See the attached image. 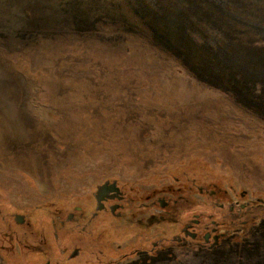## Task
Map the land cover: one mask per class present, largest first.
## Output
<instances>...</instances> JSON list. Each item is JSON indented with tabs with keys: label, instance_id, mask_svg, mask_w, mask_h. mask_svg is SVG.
Wrapping results in <instances>:
<instances>
[{
	"label": "rangeland",
	"instance_id": "obj_1",
	"mask_svg": "<svg viewBox=\"0 0 264 264\" xmlns=\"http://www.w3.org/2000/svg\"><path fill=\"white\" fill-rule=\"evenodd\" d=\"M110 179L122 216L56 239ZM257 201L264 0H0V264H264Z\"/></svg>",
	"mask_w": 264,
	"mask_h": 264
},
{
	"label": "flooded vegetation",
	"instance_id": "obj_2",
	"mask_svg": "<svg viewBox=\"0 0 264 264\" xmlns=\"http://www.w3.org/2000/svg\"><path fill=\"white\" fill-rule=\"evenodd\" d=\"M106 181H108V185H110L113 181H115V187H117L118 190L108 189L101 194H97V189H96V194L98 197H100V201L99 202L97 201L96 194H94V200L96 202V211L94 210L91 212V215H90L91 219L89 217H88V219H85V215H84L85 210H83L82 207H79L78 209H76L77 211H74L75 213L70 212L64 216H62L61 214H59L57 212L59 210H61L63 207H65V210H66V206H61L60 208L55 209L54 216H56L57 219L59 218L58 222L55 226L56 232L53 233L56 239H58V237H60V240L61 239L66 240V237L68 238L69 235L71 236L72 234H74V232L77 229H79L82 232V234H79L80 235L79 237H82V239H86V238H88V236L93 235L92 230H95L94 226H95V223L97 222L98 218H101V217L103 218L105 214H109V215H111L113 217H117V218H120L122 216V214H123L122 212H124V210L126 209V206L128 204L126 201V195L123 194L122 188L116 180L110 179V180H106ZM106 181H104V182H106ZM156 204H157V202H153L152 206L153 205L155 206ZM158 204H159L158 206H161L160 203H158ZM98 206H99V208L97 209ZM160 210H165V205L161 206ZM9 217H11V216H8L7 218H5L7 221L3 222V225H5L6 228L10 229L11 231H14L15 229H13V227L10 226L13 224L9 222ZM11 219L15 222H18L16 217L12 216ZM19 219L21 220L22 218H19ZM161 219H164V218L161 217ZM53 220L55 221V219H53ZM209 221H211V220H209ZM186 225L187 226L184 227V230L182 232V236H185L188 238L198 237L200 230L204 229V232L202 233V242H203L202 245H204V246L206 245V246L212 247V244L216 243V241H219V239L223 235L220 233V231L216 230L218 228L217 223H213L211 225V228L208 229V226L206 225V223L204 221H202V219H199V218L198 219L194 218L190 224H186ZM87 226H88V230H87ZM85 231L88 232L87 233L88 235L84 233ZM187 233H191V234H193V236H190ZM179 239H180V237L178 234L177 236H175L173 238V241H176L179 243ZM25 248L27 250H30V251H37L38 250V252H41L39 245L36 246L35 244H28V245L26 244ZM66 250H68V249H66ZM66 250H63V252L65 253ZM75 253H77V247H74V248H72L71 251H69L68 254L70 256H72V257H70L71 259L75 256ZM48 263L45 262V264H48Z\"/></svg>",
	"mask_w": 264,
	"mask_h": 264
},
{
	"label": "water",
	"instance_id": "obj_3",
	"mask_svg": "<svg viewBox=\"0 0 264 264\" xmlns=\"http://www.w3.org/2000/svg\"><path fill=\"white\" fill-rule=\"evenodd\" d=\"M108 189L118 190L117 187H115V181H113L110 185H108V181H106L102 185L98 186L97 194H101V193L105 192ZM96 197H97V201L99 202L100 201V197H98L97 195H96ZM159 202H160L161 205H163L162 204V200H159ZM98 208H99V206L97 207V209ZM187 234L190 235V236H193V234H191V233H187Z\"/></svg>",
	"mask_w": 264,
	"mask_h": 264
},
{
	"label": "trees",
	"instance_id": "obj_4",
	"mask_svg": "<svg viewBox=\"0 0 264 264\" xmlns=\"http://www.w3.org/2000/svg\"><path fill=\"white\" fill-rule=\"evenodd\" d=\"M256 203H258V204H260V203H262L261 201H257ZM263 204V203H262ZM264 205V204H263ZM247 219H248V221H251V222H254V223H259V221L261 220V218L260 219H258V221H257V216L256 215H252V216H248L247 217ZM247 219H245V220H243V221H240V224L241 225H245L246 223H247ZM251 227H252V224H251ZM255 228V227H254ZM223 240V239H222ZM221 240V241H222Z\"/></svg>",
	"mask_w": 264,
	"mask_h": 264
}]
</instances>
